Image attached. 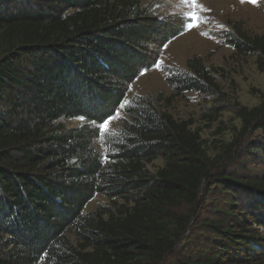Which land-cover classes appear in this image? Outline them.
I'll return each mask as SVG.
<instances>
[{
  "label": "trees",
  "instance_id": "16d2710c",
  "mask_svg": "<svg viewBox=\"0 0 264 264\" xmlns=\"http://www.w3.org/2000/svg\"><path fill=\"white\" fill-rule=\"evenodd\" d=\"M181 33L141 0H0V264H138L136 253L174 249L187 222L171 210L196 206L219 166L192 122L139 97L121 128L103 136L105 152L96 140L130 85ZM229 36L236 55L257 54L264 72V36L240 25ZM187 66L167 78L177 94L218 91L202 59ZM261 98L238 106L240 143L224 148L228 159L252 131L264 135ZM79 118L84 125L65 123ZM254 149L264 151V142ZM157 159L164 167L152 175L147 165ZM217 175L231 206L243 209L226 213L235 222H207L216 251L197 264H264V176ZM97 195L118 212L85 214ZM174 222L181 233L168 241Z\"/></svg>",
  "mask_w": 264,
  "mask_h": 264
},
{
  "label": "rangeland",
  "instance_id": "374dc122",
  "mask_svg": "<svg viewBox=\"0 0 264 264\" xmlns=\"http://www.w3.org/2000/svg\"><path fill=\"white\" fill-rule=\"evenodd\" d=\"M141 1L143 8L169 21L172 27L182 26V33L162 48L156 65L143 70V74L130 85L124 100L127 104L123 102L116 114L107 120V131L99 126L101 138L96 140V146L105 152L103 136L116 133L121 128L127 118L125 107L128 104L139 97H153L159 111L167 112L177 121L192 122V130L199 133L205 151L219 164L218 170H214L215 180L218 172L226 168L242 174L240 177L244 174L264 176V151L253 150L258 142H264L262 130L252 131L243 140L241 149L234 151L230 159L224 149L239 138L242 122L238 106L253 108L262 102L261 95L264 93V72L259 69L258 55H236L234 48L228 44V38L238 25L250 36H264V0H256V3L247 0L243 3L241 0H197L208 11L192 8L182 0ZM193 12L200 17L199 21L191 18L189 13ZM193 24L198 26L192 27ZM151 48L155 49V44ZM191 58L203 60L205 67L213 73L218 91L210 95L195 91L180 95L168 84L167 78L171 75L188 70L187 62ZM65 123L68 127H79L85 124V120L71 119ZM163 167L162 159L147 165L152 175H156ZM214 179L204 183L196 206L183 204L171 210L174 216L183 217L187 222L185 232L176 239L174 249L154 257L149 253H136L134 262L197 264L202 257L214 254L216 250L211 245V239L215 235L206 226L207 222L228 218L235 222L236 218L226 213L231 209H243L241 201L231 206L233 197ZM118 204L124 203L121 201ZM100 208L118 212L112 200L97 195L88 203L84 213ZM180 229L177 222L172 223L168 241L178 236Z\"/></svg>",
  "mask_w": 264,
  "mask_h": 264
},
{
  "label": "snow or ice",
  "instance_id": "6c2138e0",
  "mask_svg": "<svg viewBox=\"0 0 264 264\" xmlns=\"http://www.w3.org/2000/svg\"><path fill=\"white\" fill-rule=\"evenodd\" d=\"M182 2L185 3V4H188L192 8L201 9L203 11H208L209 10V9H204L202 5L197 3V0H182ZM241 2L243 3V2H245V0H241ZM247 2L256 3V0H247ZM189 15L195 21H199L200 20V17L198 15H196V13H194V12L193 13H189ZM197 26H198L197 24H193L192 25V27H197ZM124 103L127 104V101H125ZM109 119H111V117ZM108 124H109V121H104V123H102L100 125V128L104 129L105 132H106L107 129H108Z\"/></svg>",
  "mask_w": 264,
  "mask_h": 264
}]
</instances>
